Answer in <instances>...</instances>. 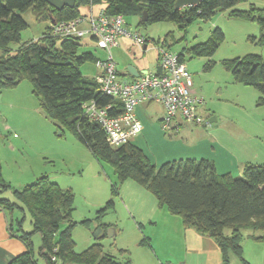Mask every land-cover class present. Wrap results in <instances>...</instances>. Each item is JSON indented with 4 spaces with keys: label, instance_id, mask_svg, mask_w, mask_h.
<instances>
[{
    "label": "trees",
    "instance_id": "trees-1",
    "mask_svg": "<svg viewBox=\"0 0 264 264\" xmlns=\"http://www.w3.org/2000/svg\"><path fill=\"white\" fill-rule=\"evenodd\" d=\"M241 1L244 0H202L195 5L174 9L175 0H76L73 7L64 6L57 10L46 0H0V48L3 50L0 88L15 86L24 77H29L32 93L39 98L45 113L57 122L58 128L70 131L97 160L113 167L116 183H113L111 197L99 208L95 220L99 221V217L113 207L119 184L132 179L153 193L171 214L179 216L184 226L211 237L226 263L229 252L241 254L242 230L251 229L252 237L264 242V163H245L240 175L218 173L213 161L205 158L169 160L157 167L131 140L120 146H110L100 126L89 122L82 109V104L90 99L101 105H112L110 115L123 109L118 99L102 94L93 77L81 73L80 65L94 61L95 56L89 51H78L79 37L51 36L49 24L40 38L22 42L21 30L28 25L22 14L31 10L39 21H47L50 17L67 21L80 15L85 5L96 4L108 14L137 16L141 26L171 21L178 28L185 29L194 20H207L218 9L232 8L231 15L258 23L261 35L256 43L264 44V9L252 4L246 10L233 8ZM143 11L147 12L145 21L140 19ZM182 38L176 39L168 32L162 43L170 47ZM222 38L223 32L217 27L205 42L186 50L191 55L212 56ZM11 42L19 44L13 51L8 46ZM179 55L183 59V53ZM223 64L232 72L235 81L259 91L256 105L264 106L262 56L249 53L225 59ZM9 189L30 214L32 230L23 231L20 227L22 219L17 220V236L25 249L7 264H130L129 258L124 262L117 260L100 242H94L82 251L75 250L71 230L77 222L72 219L74 194L70 188L60 187L47 175L14 188L2 176L0 163V207L8 211L21 208L16 201L1 195ZM62 222L66 226L60 229ZM36 232L41 239L38 258L32 240Z\"/></svg>",
    "mask_w": 264,
    "mask_h": 264
},
{
    "label": "rangeland",
    "instance_id": "rangeland-1",
    "mask_svg": "<svg viewBox=\"0 0 264 264\" xmlns=\"http://www.w3.org/2000/svg\"><path fill=\"white\" fill-rule=\"evenodd\" d=\"M251 4L258 9H264V0H244L233 8L246 10ZM84 8L80 15L86 14L89 10L97 11L102 6L89 4ZM231 9H218L207 20H194L185 29L178 28L177 24L171 21L141 26L138 25L137 16H126L128 29L149 37V40L142 50L122 37L119 44L111 48V53L117 69L124 74L125 78L128 77L126 69L129 65L150 70L155 68L158 61L157 48L159 44H162L166 33L171 32L176 39L183 37L170 46V50L174 53H183L182 60L185 61L190 73L192 88L203 99L200 111L204 118L209 113L215 112L220 117L216 124L224 123V128L232 121L234 125H238L241 134L262 135L264 134V106L256 105L259 91L253 86L235 81L232 72L223 64L225 59L249 53L259 54L264 59V44L256 43L261 35V29L256 21L231 15ZM22 16L28 23L20 33L22 42L40 38L46 26L52 24L50 19L47 21L35 19L31 10L25 11ZM217 27L222 30L223 38L212 56L188 53L187 48L205 42ZM80 42L79 52L89 51L95 58L101 59L107 56V53L98 48L92 39L84 37ZM164 44L167 45V43ZM18 45L11 42L8 46L13 51ZM2 54L3 50L0 48V56ZM208 59L211 60L210 63ZM80 71L87 77H94L98 73V68L94 61H86L80 65ZM161 108L159 103H152L144 110L140 108V105L135 107L142 118L144 116L152 120L160 117ZM159 129L152 130L148 138H144L143 135L137 138V142L143 146L152 161L169 139L168 130L162 127ZM0 163L2 176L14 188H21L41 175H49L50 179L59 181L60 187L72 190L75 207L72 211V219L77 223L71 230V235L75 241L76 251H82L90 244L100 242L107 252L121 262L129 258L130 264H162L160 262L162 259L158 261L154 253L150 254L148 249H142L141 246L136 245L138 237L137 232L132 231V219L127 213L119 211V205L117 201L115 203L114 198L117 206L108 208L99 219L117 225L119 233L112 235V231L109 230L99 238L94 236L96 232H100L99 227H95L97 212L101 206L105 205L113 183H116L113 167L103 161L102 163L94 161V156L88 147L78 141L70 131L62 127L58 128L57 122L45 113L39 98L32 93L29 77H24L15 86L0 88ZM231 173L241 174L237 170ZM1 195L16 201L21 206L11 213L8 212V215L11 214L13 218V227L18 228L17 220L22 219V229L31 231L32 218L23 205L15 199L12 191L6 190ZM83 220L88 222L84 224ZM65 226L64 222L59 225L60 229ZM250 231L252 230L244 229L243 235ZM32 240L35 256L38 258L40 234L34 233ZM121 243L127 245L126 253L121 251L123 249ZM233 258L235 259H232L230 264H240L237 257L233 256ZM170 261L171 264H180L175 260Z\"/></svg>",
    "mask_w": 264,
    "mask_h": 264
},
{
    "label": "crops",
    "instance_id": "crops-1",
    "mask_svg": "<svg viewBox=\"0 0 264 264\" xmlns=\"http://www.w3.org/2000/svg\"><path fill=\"white\" fill-rule=\"evenodd\" d=\"M120 38L122 37L120 36L117 39V45ZM157 66L158 61L155 68ZM133 67L137 71L148 69ZM118 72L123 77L124 74L119 70ZM126 74L128 77L125 78L133 76L129 72L128 67ZM192 91L196 93L193 88ZM150 104L152 103L139 105L144 110ZM159 105L161 104L159 103ZM161 109L162 113L156 120L145 118L144 116L142 118V115L137 113V109H134L137 118L142 124V128L139 134L132 138L131 141L143 151V146L137 142V138L140 135L148 138L152 130H160L159 127H162L160 124L161 117L164 111L163 107ZM219 118L218 114L211 112L205 117L207 123L194 124L185 122L177 117L172 122L171 128L168 129L169 139L166 140L163 148L158 151L154 161L151 160L145 151L144 153L155 166L160 162L163 163L177 158L209 159L213 161L218 173H231L233 170L241 172L245 163H264V134H241L238 125H234L232 121L224 128V123L216 124ZM95 160L97 163H102L94 156ZM47 176L49 180H53L52 182L58 184L59 181L57 179H50L49 175ZM110 197L111 190L108 199ZM114 199L115 203L117 201V205H119V211L127 213L128 217L132 219V231L135 230L138 237L136 245L141 246L142 249H148L150 254L154 253V257L158 261L162 259L160 261L162 264H171L170 260H175V262H180V264H230L232 259H235L233 256L237 257L240 264H264V242L254 239L252 231L244 236L242 230L240 256L229 252L228 261L224 263L222 251L211 237L198 233L192 227L184 226L179 216L171 214L164 205L159 203L153 193L134 180L126 179L120 183ZM115 203L113 204L114 208L117 206ZM8 212L11 213L12 211L4 210L0 207V264H7L14 256L25 249L23 242L17 236L16 230L18 228L13 227V218L11 214L8 215ZM95 222V227L101 226L105 230L109 228L112 231V235L119 233L117 225H113L110 221L105 222L100 219L99 221L95 220ZM142 240H144L143 243H141ZM121 244H123L121 245L122 250H125L124 253H126L128 251L127 245H124L125 243Z\"/></svg>",
    "mask_w": 264,
    "mask_h": 264
},
{
    "label": "built area",
    "instance_id": "built-area-1",
    "mask_svg": "<svg viewBox=\"0 0 264 264\" xmlns=\"http://www.w3.org/2000/svg\"><path fill=\"white\" fill-rule=\"evenodd\" d=\"M127 24L124 16L108 14L100 8L97 11L89 10L71 20L56 21L50 26L51 36L88 37L107 53L104 59L94 60L98 73L93 78L102 94L118 99L123 109L120 113L110 115L112 105H101L90 99L82 104L87 120L100 126L105 140L113 147L127 143L141 131L142 124L134 109L142 103L162 105L161 126L166 130L171 128L177 117L194 124L207 123L199 111L203 99L192 91L187 65L168 45L162 43L157 48L159 73L154 68L143 69L138 71L137 76L129 78L120 75L111 53L118 37L130 40L142 50L147 42L146 36L131 32Z\"/></svg>",
    "mask_w": 264,
    "mask_h": 264
},
{
    "label": "water",
    "instance_id": "water-1",
    "mask_svg": "<svg viewBox=\"0 0 264 264\" xmlns=\"http://www.w3.org/2000/svg\"><path fill=\"white\" fill-rule=\"evenodd\" d=\"M46 1L51 6H53L55 9L60 10L64 6L73 7L76 0H46ZM200 1H202V0H175L174 9H179L181 7H184V6L195 5V4L199 3ZM140 19L142 21H145L147 19V12L146 11H143L142 15L140 16ZM50 21L52 23L56 22V20L53 17H50ZM128 70L133 76H137L139 74V72L131 65L128 66ZM157 72L158 73L160 72V66L159 65L157 66ZM99 230H100L99 233L96 232L94 234V236L96 238L101 237L103 235L104 231L108 232L109 228H107L105 230L103 227L99 226ZM69 264H79V263H69Z\"/></svg>",
    "mask_w": 264,
    "mask_h": 264
}]
</instances>
